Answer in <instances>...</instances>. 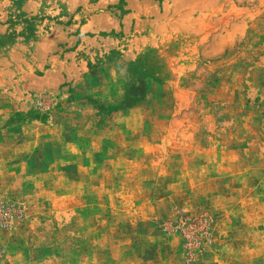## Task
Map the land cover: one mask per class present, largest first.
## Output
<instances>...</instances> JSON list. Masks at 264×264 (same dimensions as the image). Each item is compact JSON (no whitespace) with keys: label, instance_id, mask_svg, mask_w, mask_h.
<instances>
[{"label":"rangeland","instance_id":"374dc122","mask_svg":"<svg viewBox=\"0 0 264 264\" xmlns=\"http://www.w3.org/2000/svg\"><path fill=\"white\" fill-rule=\"evenodd\" d=\"M0 264H264V0H0Z\"/></svg>","mask_w":264,"mask_h":264}]
</instances>
